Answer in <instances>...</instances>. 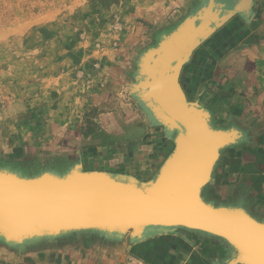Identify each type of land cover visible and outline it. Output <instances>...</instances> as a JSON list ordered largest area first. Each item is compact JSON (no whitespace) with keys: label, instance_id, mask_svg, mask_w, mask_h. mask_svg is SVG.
<instances>
[{"label":"crops","instance_id":"crops-1","mask_svg":"<svg viewBox=\"0 0 264 264\" xmlns=\"http://www.w3.org/2000/svg\"><path fill=\"white\" fill-rule=\"evenodd\" d=\"M216 1L218 17L229 15V20L194 52L180 78L188 99L200 103L197 111L209 126L234 136L220 148L201 197L215 207L245 208L264 220V10L258 18V1L264 0ZM105 80L88 87L86 96L79 93V105L76 101L71 110L48 115L37 132L27 125L13 134V148L0 157V170L26 178L100 172L143 188L154 182L175 152L178 131L155 121L139 105L113 106ZM96 234L115 242L87 248L60 264H129L118 258L126 250L139 264H228L235 254L223 256L222 246L210 245L213 250L200 257L185 235L151 227ZM137 237L141 242L133 244ZM123 242L126 248H121ZM207 244L211 242L198 245ZM95 250L97 255L91 253Z\"/></svg>","mask_w":264,"mask_h":264},{"label":"rangeland","instance_id":"rangeland-1","mask_svg":"<svg viewBox=\"0 0 264 264\" xmlns=\"http://www.w3.org/2000/svg\"><path fill=\"white\" fill-rule=\"evenodd\" d=\"M208 2L0 0V157L4 158L3 155L13 148V134L27 125L30 131L37 132L46 124L48 115L71 110L78 102V94L86 96L89 93L86 89L96 87L103 78H106L113 106L127 103L138 108L139 105L150 117L149 108L137 88L144 77L146 61L160 50L161 43L168 40L178 26L203 6L207 7ZM258 7V18H263L264 3L258 1ZM214 12L215 5L211 19ZM228 20L229 15L223 24ZM211 25L213 29L179 70L178 82L189 102L197 101L188 99L181 73L194 52L213 39L217 28L213 21ZM209 182L210 179L205 186ZM260 210L264 213V206ZM150 227L158 232L185 235L195 244L197 252L194 249L192 252L200 257L207 256L202 245H198L205 241L211 242L207 247L222 246L229 255L235 253L227 241L202 231L180 226ZM129 228L114 231L80 229L56 234L37 231L23 240H10L4 233L0 236V264H60L72 254L115 242L112 238L104 240L96 233L123 232ZM132 229L136 231L134 227ZM207 236L211 238L206 239ZM132 242L138 244L141 239L137 237ZM123 246L126 248L125 242L121 248ZM91 253L97 255L98 251ZM135 257L127 250L118 255L122 262L139 264Z\"/></svg>","mask_w":264,"mask_h":264},{"label":"water","instance_id":"water-1","mask_svg":"<svg viewBox=\"0 0 264 264\" xmlns=\"http://www.w3.org/2000/svg\"><path fill=\"white\" fill-rule=\"evenodd\" d=\"M214 5V0H209L208 11L197 29L198 37L182 40L185 41L183 47H177L171 59L156 66L158 75L155 84L145 77L144 67V77L137 87L154 120L178 131L171 161L177 157L182 141L194 147L191 167H187V171L182 168L177 170L180 185L173 196L169 198L163 193L160 196L146 187L121 182L100 172L76 171L74 176L59 180L50 178V175H43L34 181L0 180V219L10 216L11 212H18L20 217L25 214L41 216L36 231H46L51 226L57 229L55 233L80 229L114 231L129 227L139 232L145 226H180L227 241L235 249L228 264H264V224L242 207L231 212L224 207L209 206L201 197V189L209 181L220 148L232 139L228 132L216 131L209 126L206 117L197 111L201 106L187 100L178 82L181 65L213 29L211 21L217 28L226 19V16L217 19L216 13L211 19ZM161 50L162 46L149 58L156 60ZM170 76L180 100L181 107L178 109L147 94V83L151 88L160 90L165 87L166 77ZM196 153H200L199 159L195 158ZM47 215L51 221L45 220ZM15 231L20 232V228Z\"/></svg>","mask_w":264,"mask_h":264},{"label":"bare ground","instance_id":"bare-ground-1","mask_svg":"<svg viewBox=\"0 0 264 264\" xmlns=\"http://www.w3.org/2000/svg\"><path fill=\"white\" fill-rule=\"evenodd\" d=\"M214 4H215V12L214 13H216V18L218 19V10H217L218 8H217V1L216 0H214ZM206 11H208V8L203 6L197 13H195L193 15L191 14L192 16H190L184 23H182L180 25V27L178 28V30L171 35V39L169 42L164 41L161 43L162 50H161L159 57L154 61H152L149 58L146 62V64H148L147 66L145 65V77L146 78H148L149 80H151L155 84V81L157 80V75H158V72H157L158 68H156V66L159 65L160 62L162 63V61H163V63H165L166 60L171 59L174 56V54L176 53L177 47H183V45L185 44V41H182V40H185V39L187 40L188 37L190 38L189 40L198 37L199 34H198L197 29L200 25V22L202 23V19L205 17ZM214 16H215V14H214ZM209 23L210 22H208L207 26L209 25ZM160 58H162L161 61L159 60ZM166 78L168 80L165 83V87H163V89H160V90L159 89L156 90L157 88H151L150 84L147 83V94L150 98L151 97H153V98L157 97V99L159 101H161L162 103H165L167 106H169V107L172 106L173 108L177 107V109H178L179 107H181V105H180V100H179L178 94L176 93V91L174 90V88L172 86V81H170L172 79V76H170L169 78L168 77H166ZM148 84H149V86H148ZM176 95H177V97H176ZM150 117H152L151 114H150ZM171 130H173V129H171ZM228 134H229L230 138L233 140L234 136L232 137L229 132H228ZM193 151H194V147L191 144H189V142L183 143V141H182L180 144V147H179V150L177 153V157L175 158V160L174 161L172 160L173 162L171 161V159H173V157H174V154H173V156H171L172 158L170 157L171 159L169 158L170 160L169 161L167 160L168 161V162H166L167 164L165 163L163 171H161L162 173L160 174V176L157 177V179L154 182H152L151 184H149L146 187L148 189V191L152 190V193H156L157 195H160V196L166 195L169 198H171L173 196V193H175L174 191L177 190L178 185H180L179 184L180 179L176 175L177 170L181 169V168H182V170H186L187 167H188V169L191 167L192 161H193V156H194ZM199 157H200V153H196L195 158L199 159ZM75 173H76V171L71 172L70 174H68V176L66 178L74 176ZM87 174H89V173H87ZM43 175H50V174L45 173V174H42L40 176L26 178V177H21L15 173H12V172H9L6 170H0V180H6V181H10L12 179L16 182H21L23 180L34 181L37 178L40 179L39 177H41V176L43 177ZM160 177H162L161 178L162 181L160 180L161 182L160 181L157 182V180H159ZM50 178L59 180V178L55 177L54 174L50 175ZM66 178H64V179H66ZM209 179H211V174H210ZM161 193H163V195ZM207 204L209 206L215 207L214 205H212L210 203H207ZM222 207L228 209L231 212H234L239 208V206H222ZM17 213L18 212H11L10 216L3 218V219H0V231L6 233L7 238H9L10 240H21V239L23 240V238H27L26 236H32L38 232L41 233V231H38V232L36 231L38 226H39L38 223H39L41 216L38 217L37 215L25 214L23 217H20L19 213L18 214ZM255 219L258 222L264 224V220H260L257 218H255ZM45 220L51 221V219H49V215L46 216ZM145 227H150V226H145ZM19 228H20V232L15 231ZM39 229H42V228H39ZM47 230L49 231V233H53V234L57 231V229H55V227H51V226L47 227L46 231ZM100 230H103V229H100ZM46 231H43V232L47 233ZM4 233H2V234H4Z\"/></svg>","mask_w":264,"mask_h":264},{"label":"trees","instance_id":"trees-1","mask_svg":"<svg viewBox=\"0 0 264 264\" xmlns=\"http://www.w3.org/2000/svg\"><path fill=\"white\" fill-rule=\"evenodd\" d=\"M229 248H231L230 245H228ZM211 250H213L212 247H202V251L204 254H209L211 252ZM220 252L223 256H225L227 254V251L223 250L222 248H220ZM230 256V255H229ZM228 256V257H229Z\"/></svg>","mask_w":264,"mask_h":264}]
</instances>
